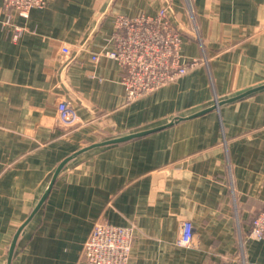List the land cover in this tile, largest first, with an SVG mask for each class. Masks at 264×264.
<instances>
[{
    "label": "crops",
    "instance_id": "obj_1",
    "mask_svg": "<svg viewBox=\"0 0 264 264\" xmlns=\"http://www.w3.org/2000/svg\"><path fill=\"white\" fill-rule=\"evenodd\" d=\"M165 1L47 0L12 17L24 28L14 40L0 0V264H90L82 244L100 217L135 224L128 264H264V242L247 237L264 205V88L219 104L264 85V0H188L194 22L172 0L181 53L207 61L126 102L121 69L101 52L116 15H154ZM61 98L80 123L60 122ZM183 220L189 246L178 244Z\"/></svg>",
    "mask_w": 264,
    "mask_h": 264
},
{
    "label": "built area",
    "instance_id": "obj_2",
    "mask_svg": "<svg viewBox=\"0 0 264 264\" xmlns=\"http://www.w3.org/2000/svg\"><path fill=\"white\" fill-rule=\"evenodd\" d=\"M46 3L47 0H2L1 10L6 16L4 23L12 26L14 40L24 28L13 25L12 17L25 18L31 9L43 8ZM184 4L189 18L194 22L193 10L191 8L189 11L187 7L189 1L185 0ZM111 44L112 48L103 50L101 55L119 65V81L124 87L126 101H135L174 82L191 68L207 61L205 57L187 58L181 53V31L173 20L172 0H166L154 15H116ZM76 49L73 44L65 43L59 51L64 56H70ZM98 56V53L91 54L90 58L95 62ZM56 109L62 124L73 126L80 123L78 115L65 98L58 100ZM225 142L224 139V145ZM250 226L248 239L264 242V205L252 217ZM134 229V223L121 226L110 223L104 217L96 219L82 244L81 258L90 264H128ZM193 236L192 222L183 220L178 244L189 246ZM241 244L239 240L240 247Z\"/></svg>",
    "mask_w": 264,
    "mask_h": 264
},
{
    "label": "water",
    "instance_id": "obj_3",
    "mask_svg": "<svg viewBox=\"0 0 264 264\" xmlns=\"http://www.w3.org/2000/svg\"><path fill=\"white\" fill-rule=\"evenodd\" d=\"M261 88H264V85L257 86V87H255V88L249 90V91H246V92H244V93H242V94H239V95H237V96H234V97H232V98H230V99H228V100L221 101V102H219V104L227 103V102H231V101H235V100L240 99V98H242V97H244V96H246V95H248V94L254 92L255 90H258V89H261ZM219 104H218V105H219ZM216 106H217V104H216V105L214 104L212 107H210V108H208V109H206V110H202V111H199V112H197V113H194V114L190 115L189 118H190V117H193V116H198V115H200V114H202V113H204V112H206V111L212 110V109H214V107H216ZM181 119H183V118H182V117H176V118H173V120H171L169 123H167V124H165V125H162V126H159V127H156V128H152V129H148V130H144V131H140V132H136V133H132V134H128V135H125V136H121V137L113 138V139H108V140H105V141H103V142L96 143V144H94V145H92V146L104 145V144H112V143H118V142H122V141L129 140V139H131V138H135V137L143 136V135H145V134H147V133H150V132H152V131H154V130L160 129V128L164 127V126L171 125L172 123L177 122V121H179V120H181ZM92 146H90V147H92ZM80 151H82V150H80ZM80 151H79V152H80ZM67 159H68V158H66L65 160H63V161L58 165V167L56 168V170H55V172H54V174H53V176H52V178H51L50 184H49V186H48L46 192H45L44 195L42 196L41 200L39 201V203H38V205H37V208H38L39 205L43 202V200L45 199L47 193L50 191V188L52 187V185H53V183H54V180H55V178H56V176H57V174H58L60 168L62 167V165L64 164V162H65ZM37 208H35V209L33 210V212H34ZM30 215H32V214H30ZM22 226H23V225H22ZM22 226H20V228L17 230V231H18L17 234H16V235L14 236V238H13V241H12V244H11V246H10V250H9V257H8L9 260H10V258H11V256H12L13 247H14V243H15L16 237H17V235H18V233H19V231H20V229H21Z\"/></svg>",
    "mask_w": 264,
    "mask_h": 264
},
{
    "label": "rangeland",
    "instance_id": "obj_4",
    "mask_svg": "<svg viewBox=\"0 0 264 264\" xmlns=\"http://www.w3.org/2000/svg\"><path fill=\"white\" fill-rule=\"evenodd\" d=\"M183 1H185V0H183ZM187 7H188V10L190 11V9H191V5L190 4H188L187 5ZM194 14V13H193ZM181 31V37H182V31L183 30H180ZM193 32H195L196 30H195V26H194V30H192ZM194 35V34H193ZM192 58H194V57H192ZM201 58H204V56H202ZM149 93H151V92H149ZM149 93H147V94H149ZM216 102H215V104H217V100H215ZM126 102H133V101H126ZM79 117V116H78ZM80 119V118H79ZM61 122V121H60ZM250 231V230H249ZM239 240H241V242H242V248H243V241H244V238H242L241 236H239ZM242 248H241V251H242Z\"/></svg>",
    "mask_w": 264,
    "mask_h": 264
}]
</instances>
